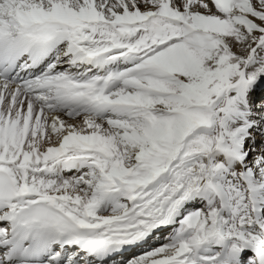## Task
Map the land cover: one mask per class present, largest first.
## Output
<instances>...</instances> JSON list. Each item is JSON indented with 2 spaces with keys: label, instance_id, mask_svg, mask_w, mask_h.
I'll list each match as a JSON object with an SVG mask.
<instances>
[{
  "label": "snow or ice",
  "instance_id": "1",
  "mask_svg": "<svg viewBox=\"0 0 264 264\" xmlns=\"http://www.w3.org/2000/svg\"><path fill=\"white\" fill-rule=\"evenodd\" d=\"M0 264H264V0H0Z\"/></svg>",
  "mask_w": 264,
  "mask_h": 264
}]
</instances>
